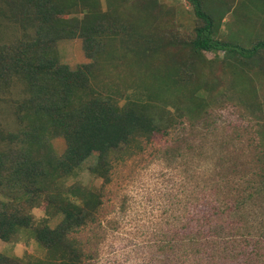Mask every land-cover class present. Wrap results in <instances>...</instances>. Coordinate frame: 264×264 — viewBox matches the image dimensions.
I'll return each mask as SVG.
<instances>
[{
	"label": "trees",
	"instance_id": "1",
	"mask_svg": "<svg viewBox=\"0 0 264 264\" xmlns=\"http://www.w3.org/2000/svg\"><path fill=\"white\" fill-rule=\"evenodd\" d=\"M10 1L11 18L5 19L31 31L0 44V96L10 98L15 123L12 129L0 127V240L15 241L19 231L31 229L46 254L23 260L0 252V264H90L75 233L98 219L101 193L81 183L66 186L64 180L92 158L89 173L108 183L117 149L149 141L185 118L193 123L202 117L214 105L199 95L211 89L199 69L206 51L226 52L233 58L232 80L254 88L251 74L264 81V40L245 47L216 39L215 19L199 0L191 1L202 24L193 38L179 40L177 51L170 50L175 35L162 31L155 18H120L101 10L99 0ZM154 4L150 0L146 7L150 16ZM75 5L82 15L64 17ZM75 36L83 38L92 62L71 68L59 60L55 44ZM109 42L119 43V59H132L130 66L142 72L138 83H144L123 104L115 92L91 84L103 54L111 64L119 60L103 50ZM16 85L22 91L13 95ZM168 95L185 99L169 104L163 100ZM247 104L251 110L259 105L253 97ZM254 125L258 143L242 176L236 177L241 171L235 165L225 178L229 189L220 177L210 184L211 206L196 214V224L170 230L156 264H264V219L256 220L264 217V121ZM56 136L65 141L61 154L51 145ZM42 202L46 215L33 225L31 210ZM55 217L59 221L52 226Z\"/></svg>",
	"mask_w": 264,
	"mask_h": 264
},
{
	"label": "rangeland",
	"instance_id": "2",
	"mask_svg": "<svg viewBox=\"0 0 264 264\" xmlns=\"http://www.w3.org/2000/svg\"><path fill=\"white\" fill-rule=\"evenodd\" d=\"M149 1L116 0L114 4L110 0H99V3L101 10L113 11L120 18H139L141 21L155 18L162 31L175 35L171 51H177L180 39L195 36V28L202 22L196 16L191 0H154L151 16L146 8ZM199 1L202 9L215 19L216 39L245 47L264 40V0ZM9 2L0 0V44L20 37L25 29L31 31V27L24 28L20 23L5 19L11 18ZM75 15H82L79 5L73 6L64 17ZM221 17L223 20L219 21ZM110 43L103 50H110L119 59V43ZM83 44L80 36L58 40L55 47L59 60L71 68L92 62L86 56ZM204 58L199 64L203 74L201 80L211 89L208 93L203 90L199 95H205L214 105L209 106L202 117L193 123L185 118L168 132L154 134L149 141L143 139L130 147L117 149L112 155L108 183H102L101 178L89 173L87 168L93 162L92 158L75 175L64 180L66 186L81 183L101 193L98 219L75 233L90 264L158 263L162 258L159 246L169 240L170 230L196 224V214L206 212L213 203L208 192L210 184L218 177L225 184V178L230 176L235 165L242 172L236 177H241L247 168L244 163L252 159V144L258 143L254 124L264 121V81L251 74L254 88L240 86L232 80L230 73L228 62L233 58L222 50L206 51ZM131 61L119 59L111 64L103 54L101 61L94 65L92 86L102 92H115V98L123 104L132 88L144 83H138L142 72L137 73L138 66L135 63L130 66ZM21 91L22 86L16 85L12 94ZM178 96L168 95L163 100L170 104L184 98V95ZM252 97L259 104L253 110L247 104ZM14 125L10 98L0 96V127L12 129ZM50 141L55 153L61 154L65 148L64 139L56 136ZM215 166L219 176L214 173ZM45 208L46 202L32 208L33 225H38L45 217ZM263 219L262 216L256 218L257 222ZM58 221L59 217H55L49 223L54 226ZM0 252L23 260L43 258L46 254L31 229L19 231L15 241L0 240Z\"/></svg>",
	"mask_w": 264,
	"mask_h": 264
}]
</instances>
